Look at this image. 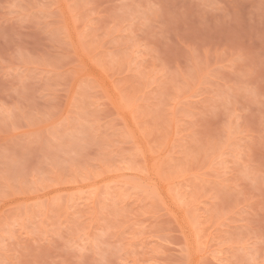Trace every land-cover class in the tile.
<instances>
[{
	"label": "rangeland",
	"instance_id": "1",
	"mask_svg": "<svg viewBox=\"0 0 264 264\" xmlns=\"http://www.w3.org/2000/svg\"><path fill=\"white\" fill-rule=\"evenodd\" d=\"M0 264H264V0H0Z\"/></svg>",
	"mask_w": 264,
	"mask_h": 264
}]
</instances>
